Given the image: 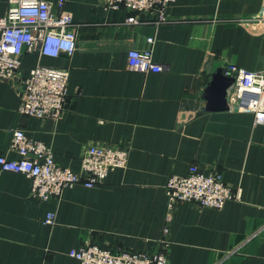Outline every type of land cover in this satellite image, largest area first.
I'll list each match as a JSON object with an SVG mask.
<instances>
[{
	"label": "crops",
	"instance_id": "obj_1",
	"mask_svg": "<svg viewBox=\"0 0 264 264\" xmlns=\"http://www.w3.org/2000/svg\"><path fill=\"white\" fill-rule=\"evenodd\" d=\"M16 1L0 0V17ZM64 8L78 50L26 53L21 77L42 65L68 68L66 110L59 120L22 116L17 85L0 80V157H19L10 144L20 127L76 173L91 146L126 148L129 162L100 185L77 184L49 201L31 195L30 177L0 167V264H78L70 252L85 242L163 252L171 264H264V125L251 113L205 107L217 70L264 71V0H176L160 26L152 12L128 23L130 12L104 0H65ZM133 48L151 49L164 71L132 70ZM193 165L221 172L240 199L221 210L182 203L168 221L166 185Z\"/></svg>",
	"mask_w": 264,
	"mask_h": 264
},
{
	"label": "built area",
	"instance_id": "obj_2",
	"mask_svg": "<svg viewBox=\"0 0 264 264\" xmlns=\"http://www.w3.org/2000/svg\"><path fill=\"white\" fill-rule=\"evenodd\" d=\"M176 0H104L107 9L124 8L132 15L128 23L139 24L140 14L152 12L158 26L168 22V9ZM65 0L52 4L44 0H17L4 17H0V80L17 85L22 98L19 113L39 119L59 120L68 104L70 70L38 66L29 76L21 77L23 56L37 52L44 57H72L78 50V31L74 16L65 10ZM264 18V16H262ZM154 38L148 42L153 44ZM128 64L142 73H160L164 67L154 61L151 49H131ZM223 74L235 79L228 91L229 108L254 115L255 124L264 125V71L251 72L227 65ZM10 150L18 158L0 157L3 172L27 175L32 179L31 195L42 201L61 196L77 184L88 188L105 182L109 173L128 166L130 151L126 148L91 146L81 158V171L76 173L60 166L52 149L44 142L29 137L25 130H13ZM171 221L177 207L193 203L199 208L221 210L240 195L229 186L221 172H203L191 166L186 176L174 175L167 185ZM50 213L46 222L53 224ZM78 264H171L165 253L154 255L123 251L114 253L90 242L70 252Z\"/></svg>",
	"mask_w": 264,
	"mask_h": 264
},
{
	"label": "water",
	"instance_id": "obj_3",
	"mask_svg": "<svg viewBox=\"0 0 264 264\" xmlns=\"http://www.w3.org/2000/svg\"><path fill=\"white\" fill-rule=\"evenodd\" d=\"M235 83V79L227 77L223 74V70L219 69L213 76V81L207 89L205 105L207 110H229L228 90Z\"/></svg>",
	"mask_w": 264,
	"mask_h": 264
}]
</instances>
